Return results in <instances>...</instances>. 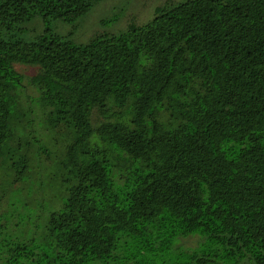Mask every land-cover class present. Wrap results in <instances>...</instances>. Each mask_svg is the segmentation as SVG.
<instances>
[{
	"label": "trees",
	"instance_id": "obj_1",
	"mask_svg": "<svg viewBox=\"0 0 264 264\" xmlns=\"http://www.w3.org/2000/svg\"><path fill=\"white\" fill-rule=\"evenodd\" d=\"M100 1L0 0V264H264V0L168 1L87 42L48 25ZM53 131L65 187L37 241L9 227ZM191 235L220 248L174 254Z\"/></svg>",
	"mask_w": 264,
	"mask_h": 264
},
{
	"label": "rangeland",
	"instance_id": "obj_2",
	"mask_svg": "<svg viewBox=\"0 0 264 264\" xmlns=\"http://www.w3.org/2000/svg\"><path fill=\"white\" fill-rule=\"evenodd\" d=\"M168 1L178 0H102L77 22L64 23L58 20H50L48 25L66 39L75 42H87L94 35L104 32L118 34L131 23L141 24L148 21L153 17L155 8ZM43 28L44 24H39L37 31H42ZM16 68L26 79L36 71L35 67L27 65L18 64ZM25 83L27 84V81ZM30 93H35L31 87ZM33 107L35 108V106ZM37 111L35 108L34 123L39 119L37 118ZM92 119L95 125L99 123L100 117L97 112L93 113ZM44 135L41 139L49 147L50 156L47 157L46 152L41 153L40 163L35 164L33 187L35 190L36 185H39L36 196L41 202L30 207L31 209L23 211L24 214L29 215L30 213V216L23 218V222L18 227L20 230L9 227L10 232L23 231L29 235L34 234L37 241H39L38 236L45 226L52 204L57 202L65 187L63 182L64 171L58 163L63 157L62 150L65 144L70 141L62 132H46ZM199 246L203 249L220 248L204 236L203 238L200 235L180 236L174 241L173 253ZM168 263V260L164 262V264Z\"/></svg>",
	"mask_w": 264,
	"mask_h": 264
}]
</instances>
